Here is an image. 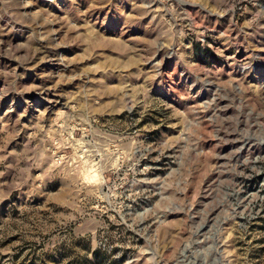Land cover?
Masks as SVG:
<instances>
[{
	"label": "rangeland",
	"instance_id": "obj_1",
	"mask_svg": "<svg viewBox=\"0 0 264 264\" xmlns=\"http://www.w3.org/2000/svg\"><path fill=\"white\" fill-rule=\"evenodd\" d=\"M0 264H264V0H0Z\"/></svg>",
	"mask_w": 264,
	"mask_h": 264
}]
</instances>
